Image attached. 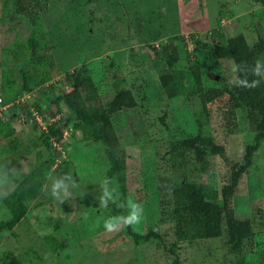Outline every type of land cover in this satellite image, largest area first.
Here are the masks:
<instances>
[{
	"label": "rangeland",
	"instance_id": "374dc122",
	"mask_svg": "<svg viewBox=\"0 0 264 264\" xmlns=\"http://www.w3.org/2000/svg\"><path fill=\"white\" fill-rule=\"evenodd\" d=\"M5 1L0 0V86L3 70L12 64L3 48L24 40L30 29L25 20L7 14ZM35 1L54 62L52 79L43 88L53 83L58 90H70L66 76L84 66L103 102L115 94V75L124 77L135 93L137 106L113 115L127 154V192L122 193L117 180L108 181L103 147L84 142L71 125L62 126V141L53 140L57 151L39 145L41 131L59 122L65 110L53 120L51 112L57 107L33 103L38 92L22 96L18 109L3 107L0 101V112L12 119V136L22 142L14 152L18 165L0 181V220L11 216L2 196L35 166L37 152L45 159L56 156L47 183L14 228L15 235L1 232L0 264H170L173 256L165 248L175 242L173 200L159 178L171 173L170 142L198 135L212 136L225 148L224 155L210 156L201 178L219 189L228 169L244 164L246 145L261 140L233 199L236 216L252 220L253 249L241 255L230 252L226 233L180 242L183 264H264V115L231 113L223 99L205 105L195 88L167 95V82L154 67L156 50L169 44L178 52L180 65L202 69L204 87H221L233 77L235 65L216 57L212 35L218 32L225 41L242 33L254 49L264 52V5L255 0ZM6 141L0 135V145ZM56 181L60 187L54 193ZM138 210L133 230H155L161 240L136 243L125 235L124 218ZM109 220L115 222L111 231L105 227ZM51 237L66 246L56 252Z\"/></svg>",
	"mask_w": 264,
	"mask_h": 264
},
{
	"label": "trees",
	"instance_id": "16d2710c",
	"mask_svg": "<svg viewBox=\"0 0 264 264\" xmlns=\"http://www.w3.org/2000/svg\"><path fill=\"white\" fill-rule=\"evenodd\" d=\"M264 5V0H255ZM7 14L17 16L28 22L29 34L24 40H17L3 48L10 56L12 64L7 65L2 73L0 86L1 105L9 109H18V100L25 94L38 92L33 103H48L57 107L54 116L66 111L59 122L53 121L41 131L39 145L48 150L57 151L53 140L62 141L63 128L66 123L74 132H80L84 142H96L103 147L109 167L106 175L108 181L117 180L123 194L127 192V154L121 143L113 122V115L121 111L132 110L137 100L132 88L125 84L124 77L115 75V94L103 102L99 88L84 66L66 76L71 89H57L51 83L54 68L53 55L48 39L44 18L35 0H6ZM9 4V5H8ZM218 32L212 35L217 58L231 60L235 65L233 77L226 79L221 87L206 88L203 85V71L197 65H180L179 54L169 44H165L154 54V67L167 82L165 92L170 96L181 94L184 89H196L203 104L223 99L228 111L237 110L247 116L264 115V52L254 49L242 33L222 40ZM40 108V105H37ZM22 113L21 109L19 110ZM61 122V123H60ZM12 119L4 118L0 112V135L7 140L0 145V181L5 182L6 175L13 166L18 165L19 155H14L22 145L12 136ZM60 123V124H58ZM261 140L249 143L244 151V164L228 169L226 182L219 189L211 182L201 180L207 172L211 155H224L225 148L212 136H193L176 139L169 144L171 173L160 176V182L171 192L173 200V222L175 242L166 246L173 256L170 264H183L178 253L180 242L219 238L226 233V246L230 252L241 255L251 251L253 229L250 218H238L235 214L233 199L242 177L247 173L259 151ZM52 151V152H53ZM56 156L47 159L37 152L35 166L26 172L15 187L2 196L10 217L0 220V234L10 231L25 218L31 203L37 198L47 183L53 169ZM127 218H124V223ZM125 235L136 243L163 237L155 230L141 234L133 230L129 223L124 224ZM54 242V250L60 251L66 246L64 240ZM55 264H60L55 262Z\"/></svg>",
	"mask_w": 264,
	"mask_h": 264
},
{
	"label": "clouds",
	"instance_id": "9594fccd",
	"mask_svg": "<svg viewBox=\"0 0 264 264\" xmlns=\"http://www.w3.org/2000/svg\"><path fill=\"white\" fill-rule=\"evenodd\" d=\"M60 187V182L59 181H56L55 184L53 185V191L54 193L56 192V190ZM139 211H142V210H138V211H135L133 212L126 220H125V223H136V222H139V219H140V215H139ZM105 227L107 230L111 231L114 227H115V222L112 221V220H109V221H106L105 222Z\"/></svg>",
	"mask_w": 264,
	"mask_h": 264
},
{
	"label": "built area",
	"instance_id": "2783aa9c",
	"mask_svg": "<svg viewBox=\"0 0 264 264\" xmlns=\"http://www.w3.org/2000/svg\"><path fill=\"white\" fill-rule=\"evenodd\" d=\"M0 101H1V99H0Z\"/></svg>",
	"mask_w": 264,
	"mask_h": 264
},
{
	"label": "water",
	"instance_id": "95a60500",
	"mask_svg": "<svg viewBox=\"0 0 264 264\" xmlns=\"http://www.w3.org/2000/svg\"><path fill=\"white\" fill-rule=\"evenodd\" d=\"M204 35V34H203Z\"/></svg>",
	"mask_w": 264,
	"mask_h": 264
}]
</instances>
